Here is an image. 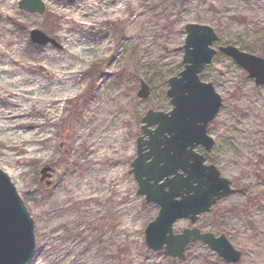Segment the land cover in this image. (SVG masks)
<instances>
[{"label":"rangeland","instance_id":"obj_1","mask_svg":"<svg viewBox=\"0 0 264 264\" xmlns=\"http://www.w3.org/2000/svg\"><path fill=\"white\" fill-rule=\"evenodd\" d=\"M18 1L0 5V169L34 221L28 264H264L255 215L264 206V85L232 58L216 53L200 77L222 105L207 128L211 150L196 151L234 191L194 224L175 221L173 232L224 234L240 259L226 262L200 241L183 260L149 249L144 228L158 206L136 193L130 173L141 117L171 109L166 80L183 68L184 25L211 26L215 49L230 44L264 59V0H41L42 14ZM32 29L53 42H33ZM141 80L146 98L136 95ZM16 112L41 133L13 126L7 115ZM45 165L51 174L41 180ZM83 177L90 186L79 190Z\"/></svg>","mask_w":264,"mask_h":264},{"label":"water","instance_id":"obj_2","mask_svg":"<svg viewBox=\"0 0 264 264\" xmlns=\"http://www.w3.org/2000/svg\"><path fill=\"white\" fill-rule=\"evenodd\" d=\"M18 7L39 14L45 9L41 0H19ZM183 28L184 43L179 47L183 50V68L166 81L165 95L171 109H148L141 117L136 156L130 163L138 186L136 193L144 196L146 203L158 206L156 216L144 228V241L149 249L181 260L186 245L200 241L226 262H236L241 252L224 234L214 236L197 227L174 233L173 224L181 218L194 224L200 214L234 191L232 182L196 151L197 146L211 150L214 141L207 128L222 105L221 96L211 82L201 80L200 73L221 52L256 84L264 85V59L230 44L215 49L212 45L218 36L209 25L186 23ZM30 38L37 44L53 42L38 29L30 31ZM149 94V85L141 80L136 95L146 98ZM50 171V166H43L41 180L49 178ZM34 249V221L10 177L0 169V264H28Z\"/></svg>","mask_w":264,"mask_h":264},{"label":"bare ground","instance_id":"obj_3","mask_svg":"<svg viewBox=\"0 0 264 264\" xmlns=\"http://www.w3.org/2000/svg\"><path fill=\"white\" fill-rule=\"evenodd\" d=\"M0 5L1 6H5V7H8V8H11L12 5H13V0H0ZM49 55L52 56L51 53H49ZM33 59H36V60H41V58H47L48 55L47 54H44V55H40V56H36L35 54L32 55ZM19 79L20 80H23V81H27V79L25 77H22L21 75L19 76ZM26 113H20V112H16V113H10V115H7L9 118H11V123L13 126H20V125H25V126H32L34 125V128H33V133L35 134H39L41 133V130L39 129V126L36 122L34 121H31L30 119H26V120H23V117ZM117 131H113V130H110L109 133L106 135L107 138L109 140H115V137H116V133ZM39 136V139L42 140L44 139V137H41L42 135H38ZM45 148V145L43 146ZM128 148V146H127ZM113 170V169H112ZM87 177H83L81 178V187L79 190H85V189H89V186H90V182H87L86 180ZM255 215H256V220L258 222V237L256 238L257 240L259 239H264V206H258L256 209H255ZM233 224H235V221H230L229 222V227L233 228ZM72 258V261L74 260L75 257H71ZM151 264V263H150Z\"/></svg>","mask_w":264,"mask_h":264},{"label":"trees","instance_id":"obj_4","mask_svg":"<svg viewBox=\"0 0 264 264\" xmlns=\"http://www.w3.org/2000/svg\"><path fill=\"white\" fill-rule=\"evenodd\" d=\"M251 51H253V50H251ZM202 75H203V74L201 73V74H200V77H201Z\"/></svg>","mask_w":264,"mask_h":264}]
</instances>
